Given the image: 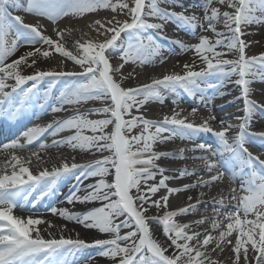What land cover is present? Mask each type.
<instances>
[{
    "label": "snow or ice",
    "instance_id": "snow-or-ice-1",
    "mask_svg": "<svg viewBox=\"0 0 264 264\" xmlns=\"http://www.w3.org/2000/svg\"><path fill=\"white\" fill-rule=\"evenodd\" d=\"M162 2L181 7L179 0H132L131 4L128 0H0V120L19 122L36 98L37 86L47 82L50 91L56 81L64 77L73 79L67 81L59 92L57 104L51 111L67 110L65 106L77 108L76 114L71 117L46 127L27 128L17 139L3 144V149L24 151L45 134L56 137L69 132L71 134L62 139H54L51 145L39 143L32 156L40 160V152H46L50 147L65 146L72 151L108 153L85 164L62 161L58 167L51 170L44 168L38 174H33L30 169L31 159L15 154L11 156L4 166L5 169L10 167L11 172L5 170L0 173V264H70L68 257L89 248H96L97 254L112 261V264H222L218 259H212L211 253H222L226 248L231 253L228 258L231 264H264V159L254 155L248 147L251 136L264 138V132L249 131L253 114L260 109L249 98V86L257 78L264 81V54L247 56L245 50L249 45L241 38L248 34L245 31L247 27L264 25V0H205L202 20L195 14L186 15L187 8L181 12L163 9L160 7ZM214 4L225 6L230 11H221L220 7H213ZM100 10L126 14L129 19L120 21L114 16L106 22L95 21V25L99 26L96 29L98 34L108 38L103 42L76 41L74 47L79 55L66 48L64 31H57L59 39L53 40L43 34L40 24L27 23L23 16L13 15L14 12H23L57 24L65 17L82 18ZM150 19L160 22H149ZM166 22H175L178 27L193 33L199 28L213 34L215 39L202 35L198 43L190 47L173 41L182 50L194 51L204 67L195 71V64H185L183 75L166 74L137 88H123L121 82L126 77L122 76L121 82H117L113 73L119 72L129 62L151 63L161 49L152 35L145 34L162 31ZM220 23L225 32L217 30ZM68 34H71L70 30ZM23 46L33 50L8 63V59ZM117 50L123 63L113 68L110 57ZM233 52L238 54L236 59L224 58ZM53 53L79 66L81 71L23 73V67H33L41 57L54 58ZM233 76L237 77L234 83L241 90L244 105V116L237 118L240 120L238 125L224 127L221 121V130L215 131L208 121L195 125L187 122V118H179L178 112L164 116L159 122L133 115L134 109L139 112L149 102L162 103L167 92L183 90L188 96L195 97L205 88L222 87ZM29 82L31 85L27 86ZM47 95L48 92H45V103L40 104L41 108L45 107ZM90 101L105 102L108 106L80 112L79 107ZM196 111L193 108L192 114L195 115ZM93 114L107 118L89 119ZM109 127L110 132L106 131ZM233 127L238 132L230 138L228 132ZM137 128L140 131L132 134ZM190 133H211L217 139V149L204 143L192 149L210 153V156L198 159L205 162L208 173L214 174L208 180L199 177L198 183L170 187L167 184L170 179L195 173L185 169L176 177L165 175L167 169L157 161L161 158L184 159L185 149H180L177 156L155 151L154 146L174 137L192 139ZM21 139L24 143L20 142ZM77 172L78 182L82 178L98 179L83 187L74 186L66 197V203H99L100 206L82 213L57 207L49 210L54 216L95 229L108 238L96 239L92 243L79 238H65L62 234L57 238L50 231L56 227L51 221L33 215L21 217L14 214L15 209L23 208L30 201L37 189L35 202L45 200L54 192L61 177ZM158 175L161 178L156 181ZM225 175L233 183L237 178L241 180L238 188L231 189L230 199L235 201L232 207H226L225 198H221L216 201L219 207L213 208V217L192 223L176 219L198 211L199 201L170 210L171 195L197 186L210 187L215 182H222ZM161 189L165 190V194L153 200L151 197ZM191 199L188 197L189 201ZM152 208L157 210V215L148 216ZM161 210L162 215L159 214ZM150 222L162 228L166 238L164 242L155 237ZM206 222H210V228L203 232L198 230L199 225ZM41 224H45L46 228L39 229L37 226ZM63 230L66 229L62 227ZM42 231L48 232V238L42 235ZM71 264H76L75 260Z\"/></svg>",
    "mask_w": 264,
    "mask_h": 264
},
{
    "label": "bare ground",
    "instance_id": "bare-ground-1",
    "mask_svg": "<svg viewBox=\"0 0 264 264\" xmlns=\"http://www.w3.org/2000/svg\"><path fill=\"white\" fill-rule=\"evenodd\" d=\"M131 4L132 0H128ZM203 0H179V4L181 7H172L168 4L161 3L160 7L166 9L168 11L181 12L184 8H187L188 11L185 12L186 15L195 14L200 17L201 20L204 16V5ZM213 7H220L221 11H230L225 6L213 5ZM13 15H21L25 18V22L31 24H40L41 30L44 35L51 36L53 40H58L59 37L56 35L57 31H64V43L68 50H71L74 55H79V52L74 47V44L78 40H92L95 42H103L108 36L98 34L97 28L98 25H95V21L100 20L101 22H106L108 20H112L113 17L117 20L124 21L129 19L126 14H117L113 13L111 10H100L96 13L87 14L82 18H68L65 17L57 24H53L45 18L35 17L23 12H14ZM119 16V17H118ZM149 22H160L157 20L150 19ZM115 23V21H113ZM260 26L259 25H251L245 29L248 33L247 35L242 36L248 43V47L246 48V55H258L257 46L255 42L260 39L259 33ZM69 30L71 34H68ZM217 30L225 32L223 24L220 23L217 25ZM100 32H103V29H100ZM152 35L156 42L160 45V53L156 56L151 63H127L124 64V67L120 69L119 72L113 73L114 78L117 82H121V77H126L121 82V86L125 89L128 88H137L141 85L151 83L153 79H160L166 74H180V69L178 68L179 64H199L201 63L199 57L195 54L194 51L190 50H182L176 43L173 41H180L186 46H192L198 43V38L200 36H208L211 39H215L211 32H204L201 29H196L193 33L187 28L178 27L175 22H166L164 23L163 30L160 32L150 31L145 35ZM110 36V34H109ZM33 49L28 46H23L18 49L15 53V56L21 55L24 52L32 51ZM218 51H227V50H219ZM235 53V52H233ZM228 53V54H233ZM25 54V53H24ZM162 61V62H161ZM123 63L120 59L119 50H117L110 57V64L113 68L119 67V65ZM55 67H59L61 71L65 72H79L81 71L79 66L74 65L69 60L58 61L55 64ZM215 83V81H213ZM203 87V86H202ZM250 96L249 98L254 101L260 109L253 114L250 127L257 130V133L264 132V121L257 118L258 113L264 114V81L260 79H255L250 84ZM56 94L50 104L43 109H34L30 113H26L22 117L19 118V122H13L9 125L2 124L0 126V173L3 171L11 172V168L8 167L5 169V164L10 161L11 156L13 154L22 157L24 159H31L32 163L29 165L33 174H38L44 168L51 170L53 167L60 165L62 161H73V157H75L74 161L87 160L93 156L101 155V153L91 154L88 152H80V151H72L68 147L61 148H53L50 147L46 152H40L39 155L41 157L40 160H37L32 156V152L36 151L39 143H47L51 145L54 139H62L71 133L63 132L58 136L53 137L50 134H45V136L41 137V139L35 142L33 145L28 146L24 151H5L3 149V144L9 143L12 140L17 139L20 136V133L26 130L29 127L33 126H42L46 127L48 124L53 123L58 120H63L65 118L71 117L77 112L76 107L65 106L67 110H62L60 112H52L51 108L56 106L57 104ZM174 101L176 103H174ZM108 103L100 102V101H90L85 105L79 107L80 112H84L87 110H98L103 107H107ZM243 100L241 98V90L240 88L232 82L224 83L220 88H205L203 93H197L195 97L188 96L187 93L183 92V90H178L177 93H165L163 102L153 101L144 105L139 112L133 110V115H142L146 119L151 121L159 122L163 119L164 116H172L174 112L180 113L179 118H187V122H191L195 125H201L204 121H208L209 125L215 130L220 131L222 128L221 121H223V126L227 125H238L240 120L238 117L244 116L243 111ZM196 108L197 111L195 115L192 114V109ZM215 117V119H211V117ZM89 119L97 120V119H105L107 118L104 115H90ZM126 119L128 117H125ZM237 128L233 127L231 131L228 132V136L234 137L237 133ZM106 131L110 132L111 127H109ZM140 131L139 128L134 129L132 134H137ZM154 131V129H153ZM90 134V133H88ZM167 135V133H165ZM192 139H180L179 137H174L170 140H167L163 143H157L154 146V150L161 152L164 149L169 147H174L175 152L171 154L180 155V149H185L183 152L184 159L180 158H161V160L157 161V163L167 169L165 175L176 177L179 175L181 170L176 166V164L180 163L183 165H187L186 170L189 172L195 173V175L185 176L184 178L170 179L167 181V184L170 187H182L187 184L198 183V178L202 177L204 180H208L210 175L214 173H208L206 171V164L203 160L198 159L201 156H210L208 152H202L199 150L193 151L192 149L199 143H204L206 145L211 146L213 149H217L219 144L214 141L212 138L213 135L211 133H190ZM251 139V137H250ZM260 139H264L261 138ZM21 143H24V140H20ZM231 142V140H230ZM261 148L264 150V143L260 142ZM102 155H108L107 152H104ZM254 155H257L254 153ZM258 156V155H257ZM261 159H264V155L260 156ZM88 163V162H86ZM200 165L198 168L193 169L190 167L194 164ZM85 164V163H84ZM79 173H71L70 178L58 185L52 194H50L48 198L40 202H35L33 199L26 204H24L23 208H17L14 210V214L21 217H28L29 215H33L36 218H41L47 221H51L56 227L51 229L50 231L59 238L62 234L65 238L72 239H83L88 243H92L96 239H106L108 238L106 235L99 233L95 229H88L83 227L80 224L68 222L60 218L59 216H54L50 212L51 207H57L59 209L67 208L70 211L82 213L86 212L92 208L99 207V203L93 204H73L69 205L66 203V197L70 194V192L74 189V186L83 187L89 184H93L96 182L98 178H89L83 179L81 182L76 180V176ZM161 177L158 175L156 177V181H158ZM108 179H111L109 177ZM149 183H154L150 181ZM240 182L236 179L235 183L228 179V176L225 175V178L222 182H215L210 187H200L197 186L188 191H182L176 194H173L169 197V209L175 210L180 207H184L187 204H197L198 203V211L190 213L185 216L177 217L176 219L182 223H192L197 220H201L204 218H210L215 215L213 208L219 207V204L216 203L221 198L224 199V205L226 207H232L235 201L230 199L231 189L233 187H239ZM203 193V195H201ZM83 195V192L80 193ZM165 194V190L161 189L155 196L151 198L153 200H158L162 195ZM188 197H191V201L188 200ZM23 203V202H22ZM160 215L163 214L161 210ZM148 216L157 215V210L152 208L147 213ZM151 228L154 230L155 237L164 242L166 238L163 235L162 228L157 225L155 222H150ZM39 229H45L46 225L41 224L37 226ZM66 230L61 231V228ZM196 228V225H193ZM206 228H210V222H206L205 224L199 225L198 230L204 231ZM124 231H127L125 229ZM77 234L79 236L77 237ZM122 234H124L122 232ZM42 235L45 238H48V232L42 231ZM231 255L228 248H226L222 253L214 252L211 253L212 259H218L222 262V264H231L228 259ZM91 258V259H89ZM70 264L71 261L75 260L76 264H85V261H88V264H112V261L105 259L97 254L96 248H89L78 251L75 254L74 258H69Z\"/></svg>",
    "mask_w": 264,
    "mask_h": 264
},
{
    "label": "rangeland",
    "instance_id": "rangeland-1",
    "mask_svg": "<svg viewBox=\"0 0 264 264\" xmlns=\"http://www.w3.org/2000/svg\"><path fill=\"white\" fill-rule=\"evenodd\" d=\"M203 1L205 2V0H203ZM259 26H260L259 33H260L261 36H260V39L255 42V45L257 46V53H260V54H258V55H248L249 57L260 56L261 54H264V25H259ZM49 37H51V36H49ZM44 47H47V46H44ZM219 50H226V49H219ZM24 53H26V52H24ZM24 53L21 54V55H17V56H15V54H14L12 57H10L8 59L7 62L11 63L13 60H15V59L19 58L20 56L24 55ZM237 55H238L237 53H233L232 55L227 54L224 58H226V59H236ZM53 57L54 58H48V59H45V58L41 57V58L37 59V63L33 67H26V66L23 67V69H22L23 73L25 75H31V74H33L36 71H61L59 67H55L56 66L55 64L58 61H64L66 59L60 57L56 53H53ZM30 62L31 61H29V63ZM185 64H186V62H184L183 64H179L178 68L181 71L180 74H184V71H185L184 65ZM195 65L196 66L193 69L195 71H199L202 67H204V65L202 63L195 64ZM71 79L72 78H70V77H64V78H61V79L57 80L56 83H55V86L50 91H48L49 86H48L47 82H41L37 86V95H36V98H34V100L36 102V108H41L40 104L41 103H45V100H44L45 92H48V95H47V98H46V104H45V107H47L50 104L52 98L56 94L59 95V92L66 86V82L70 81ZM231 79H234L233 81H235L237 79V77L233 76ZM30 85H31V82H29V85H27V86H30ZM201 86H204V85H201ZM214 139H215L216 142H218L215 137H214Z\"/></svg>",
    "mask_w": 264,
    "mask_h": 264
}]
</instances>
